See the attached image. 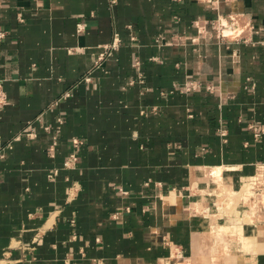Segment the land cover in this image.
Returning a JSON list of instances; mask_svg holds the SVG:
<instances>
[{
	"label": "crops",
	"instance_id": "crops-1",
	"mask_svg": "<svg viewBox=\"0 0 264 264\" xmlns=\"http://www.w3.org/2000/svg\"><path fill=\"white\" fill-rule=\"evenodd\" d=\"M0 34V264H264V0H0Z\"/></svg>",
	"mask_w": 264,
	"mask_h": 264
},
{
	"label": "built area",
	"instance_id": "built-area-1",
	"mask_svg": "<svg viewBox=\"0 0 264 264\" xmlns=\"http://www.w3.org/2000/svg\"><path fill=\"white\" fill-rule=\"evenodd\" d=\"M2 36V34H0V37ZM112 49H114L113 45L110 47ZM84 81L88 82L89 81V77H84ZM200 88L199 84H195V83H190L189 85H185V88L183 89L184 91H190V90H195ZM68 94L65 95V97H67ZM7 105V96L3 90V86H2V80H0V111L3 110V108ZM58 124H62L61 120H57ZM250 128L253 130V136L255 139H259L260 137H262L264 135V128L261 127H256V126H250ZM220 135L222 137H225V133L221 132ZM28 137L31 138H36V134L34 132H30L28 134ZM72 144L74 148H77L81 142L77 139L72 140ZM0 157L2 158L3 155L0 154ZM77 157L74 153H72L68 159L66 160V162L64 163V167L69 169L70 167H72L74 165V163L76 162ZM56 174V171L53 172V176Z\"/></svg>",
	"mask_w": 264,
	"mask_h": 264
},
{
	"label": "rangeland",
	"instance_id": "rangeland-1",
	"mask_svg": "<svg viewBox=\"0 0 264 264\" xmlns=\"http://www.w3.org/2000/svg\"><path fill=\"white\" fill-rule=\"evenodd\" d=\"M223 25V27H221L222 29L218 31L219 34H221L222 30L224 31L222 33L225 34L226 32V28L228 25H226L227 23H221ZM219 29V28H218ZM226 29V30H225ZM227 38H233V37H230V36H227ZM228 202L229 201H226L227 205H228ZM231 208V207H230ZM228 245H220V246H217V247H212V250L220 257L219 260H218V264H241V262L239 260H230V259H224L225 256H229L231 253H230V247L231 246H228V248L226 247ZM210 254V252L205 255V256H208ZM199 258V264H211V260H208L206 261L205 258H201V257H198Z\"/></svg>",
	"mask_w": 264,
	"mask_h": 264
},
{
	"label": "bare ground",
	"instance_id": "bare-ground-1",
	"mask_svg": "<svg viewBox=\"0 0 264 264\" xmlns=\"http://www.w3.org/2000/svg\"><path fill=\"white\" fill-rule=\"evenodd\" d=\"M85 82V81H84ZM2 86H3V82H2ZM3 90H4V88H3ZM5 92V91H4ZM6 94V93H5Z\"/></svg>",
	"mask_w": 264,
	"mask_h": 264
}]
</instances>
